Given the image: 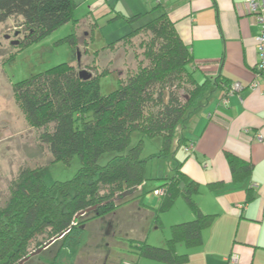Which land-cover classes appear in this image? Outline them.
I'll use <instances>...</instances> for the list:
<instances>
[{"label":"trees","instance_id":"trees-1","mask_svg":"<svg viewBox=\"0 0 264 264\" xmlns=\"http://www.w3.org/2000/svg\"><path fill=\"white\" fill-rule=\"evenodd\" d=\"M159 3L157 0L158 8ZM75 8L74 0H0V23L11 17L21 18L26 31L19 40L22 48L72 22V32L57 44L67 43L76 49L79 42ZM158 10L152 19L137 27L132 25L143 14L126 17L129 32L100 49L117 47L141 33L149 38L144 44L143 59L136 57V68L123 79L115 77L117 87L108 94L100 93L99 81L104 74L88 73L87 79H81L69 63L13 84L15 102L27 124L34 128L36 143L47 147L52 163L68 165L77 158L79 167L71 179L50 185L40 175L41 169L20 167L8 186L9 197L0 208V264H20L33 250L65 233L50 245L60 243L61 249L72 233L84 231L82 227L87 222L116 215L126 204L144 208L142 200L147 191L143 184L151 180L145 175L147 160L170 155L174 143L181 138L177 130H184L208 90V81L200 83L193 76L189 46L181 40L167 14ZM120 16L123 17L119 12L114 15ZM145 139L158 144V150L148 158L141 157ZM225 158L234 178L251 172L249 163L227 153ZM161 179L164 183L153 191L163 189V194L158 206L150 211L151 218L158 220L159 214L182 197L194 219L171 225L161 247L127 239L129 248L138 257L183 264L188 255L179 253V247L187 250L199 246L202 231L213 217L196 206L198 185L186 175L177 170L171 177ZM32 245H36L34 249ZM127 262L121 259L119 264H135Z\"/></svg>","mask_w":264,"mask_h":264},{"label":"crops","instance_id":"crops-1","mask_svg":"<svg viewBox=\"0 0 264 264\" xmlns=\"http://www.w3.org/2000/svg\"><path fill=\"white\" fill-rule=\"evenodd\" d=\"M84 1L88 4L84 16L91 20L110 12L152 17L158 9L163 10L190 48L194 78L200 83L208 81L207 93L175 142L182 148L181 156L175 155L176 161L181 162L176 171L198 185L194 202L203 214L213 217L202 231L199 246L179 249L188 255L183 264H227L231 254L237 256L239 264H264V77L255 76L259 30L246 11L244 0H160L159 8L157 0H116L115 8H110L112 0ZM123 7H127V13ZM255 78L258 87L252 90L249 85ZM233 83H240L242 88L230 94ZM189 144L193 148L185 152ZM226 153L249 163L251 172L234 178ZM142 204L144 208L136 207V211L145 214V219L147 215L151 218L150 211L156 207L147 206L144 198ZM183 208L181 220L174 223L194 219L188 206ZM140 230L127 229V236L134 241L143 240L144 233L136 237ZM103 249L94 248L85 264L121 262L122 258L117 257L111 262L106 255L97 261L96 255ZM80 251L74 264H81ZM50 261L56 262L52 257L39 264Z\"/></svg>","mask_w":264,"mask_h":264},{"label":"rangeland","instance_id":"rangeland-1","mask_svg":"<svg viewBox=\"0 0 264 264\" xmlns=\"http://www.w3.org/2000/svg\"><path fill=\"white\" fill-rule=\"evenodd\" d=\"M74 2L76 7L73 13L74 18H80L77 26H75V33L79 42L76 49H72L67 43L57 44L59 40L72 32L74 28L72 22L62 26L46 39L22 48L19 47V40L25 37L26 31L21 24V18L11 17L0 23V208L4 206L9 197L8 186L16 178L22 165L41 169L40 175L47 185L55 181L71 179L79 167L77 158H73L68 165L61 162L52 163L53 160L47 147L36 143L34 128L27 124L24 115L15 102L12 92L13 84L58 64L69 63L77 72L86 71L96 76L104 74L105 76L100 78L99 84L101 95H106L116 89L115 77L123 79L128 71L136 68V57L139 60L143 59L144 44L149 40L144 33L120 43L117 47L113 46L106 51L100 50L106 44L129 32L130 26L125 19L128 16L125 11L127 7H123L124 12L127 13H123L125 14L123 17L115 18V13L111 15L110 12V15L89 21L84 16L88 4H85L84 0H74ZM116 5L117 1L112 0L110 8H115ZM152 18L145 16L134 22L132 26L137 27ZM85 31H87L86 35L84 34ZM15 33H18L16 37L18 43L11 45L9 41L13 39ZM6 36H8L7 39H5ZM96 50L99 51L95 52ZM179 132L178 129L177 134ZM178 145L176 143L173 145L168 157L151 158L146 162L145 175L147 179L151 178V180L143 184V188L147 191L143 198L144 203L149 207H157L160 200V196L152 188L161 186L164 183L161 178L171 177L181 164V162L176 161L175 156L176 154L181 156L180 150L182 148L181 145ZM157 150V142L145 139L141 157L148 158ZM101 162H104V159ZM154 197L156 198L155 201ZM152 200L154 204L151 203ZM185 205L184 199L178 197L169 210L159 214L158 220H153L152 218L145 219V214H139L135 206L126 204L122 206V211L106 219L110 227L114 229L111 236H103L101 230L99 231V229L110 228L107 222L87 223L86 229H89L92 240L88 231L74 232L67 239V244L63 248L60 249V243L55 246H48L46 251L42 250L24 264L43 263V261L51 259L52 256L55 257V264H74L80 249H82L80 251L82 253L80 255L81 264H85L84 260H87L88 254L94 253V248L100 246L102 250V248H106L107 243L109 248L103 249L106 251L105 253L98 251L97 261L105 254L111 258V262L117 257L118 260L124 258L125 263L132 260L135 264H163L148 258L138 257L129 248L131 237L127 236V229H141L136 235L138 237L144 233L141 242L161 247L169 237L171 225L177 224L174 222L181 220V216L185 213L183 208ZM92 211L90 210V212ZM35 246L32 245V249ZM179 249L184 248L179 247ZM50 263L51 261L48 264Z\"/></svg>","mask_w":264,"mask_h":264},{"label":"built area","instance_id":"built-area-1","mask_svg":"<svg viewBox=\"0 0 264 264\" xmlns=\"http://www.w3.org/2000/svg\"><path fill=\"white\" fill-rule=\"evenodd\" d=\"M244 5L246 11L251 17L254 18L256 24L258 25V35L256 37V50L258 54V63L255 68V76L264 77V0H244ZM255 80L249 85L250 89L254 90L258 87V80ZM242 88L240 83H233L229 93L237 92ZM193 148L192 144H189L185 152H190ZM156 194L161 196L163 194V189H156L154 191ZM227 264H239V260L236 255L231 254L227 258Z\"/></svg>","mask_w":264,"mask_h":264},{"label":"flooded vegetation","instance_id":"flooded-vegetation-1","mask_svg":"<svg viewBox=\"0 0 264 264\" xmlns=\"http://www.w3.org/2000/svg\"><path fill=\"white\" fill-rule=\"evenodd\" d=\"M18 36V33H15L14 34V36H13V39H11L10 41H9V43L12 45V43H15V42H17L18 43V40L16 39V37ZM8 38V36H6L5 37V39H7ZM114 216V215H113ZM111 217V216H110ZM110 217H108V218H110ZM107 217H101V218H97V219H94L93 221H90V222H87V223H91V222H94V223H105V222H107ZM110 221V220H109ZM87 223L82 227L83 229H84V231H88V233L90 234V239H91V233H90V231H89V229H86V225H87ZM109 224V222H107V225ZM109 227H110V224H109ZM99 231H100V229H99ZM114 232V229L113 228H109V229H102L101 230V233L103 234V236H107V237H109V236H111V234ZM104 238V237H103ZM89 239V240H90ZM92 240V239H91ZM99 247V246H98ZM98 247H96V248H98ZM105 247H106V245H105ZM109 247H106L105 248V250H107ZM105 250H103V252H106ZM105 255V254H104ZM103 255V256H104Z\"/></svg>","mask_w":264,"mask_h":264},{"label":"water","instance_id":"water-1","mask_svg":"<svg viewBox=\"0 0 264 264\" xmlns=\"http://www.w3.org/2000/svg\"><path fill=\"white\" fill-rule=\"evenodd\" d=\"M16 44H17V42L12 43V45H16ZM78 76H79L81 79H87L90 75H89L86 71H80V72L78 73ZM83 213H84V212H82V213H80V214H83ZM64 234H65V233H62V234L58 235V236L55 237L54 239H52V240L48 241L47 243H45L41 248H39V249L33 251V252L29 255V257L23 259V260L20 262V264H21L23 261L28 260V258H30V257H32V256H35V255L39 254L42 250H45L48 246H50L52 243H54V241L60 239Z\"/></svg>","mask_w":264,"mask_h":264},{"label":"clouds","instance_id":"clouds-1","mask_svg":"<svg viewBox=\"0 0 264 264\" xmlns=\"http://www.w3.org/2000/svg\"><path fill=\"white\" fill-rule=\"evenodd\" d=\"M188 146V145H187Z\"/></svg>","mask_w":264,"mask_h":264}]
</instances>
